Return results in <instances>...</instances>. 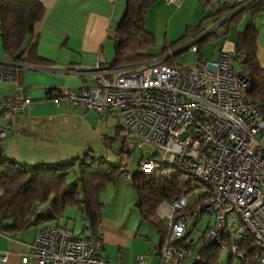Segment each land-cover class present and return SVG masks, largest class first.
<instances>
[{
    "label": "built area",
    "instance_id": "1",
    "mask_svg": "<svg viewBox=\"0 0 264 264\" xmlns=\"http://www.w3.org/2000/svg\"><path fill=\"white\" fill-rule=\"evenodd\" d=\"M251 1L207 0L209 9L232 12ZM162 59L109 69L96 65L95 85L50 89L47 95L57 103L64 98L84 112L115 114L137 139V171L170 168L192 187L201 185L157 207L167 226L157 264H184L188 251L178 242L203 213H212L215 221L204 231L201 248L213 242L223 246L226 235L232 253L242 259L239 245L248 233L255 247L254 264H264V108L245 93L249 75L234 52L222 51L215 60L184 69ZM16 81L15 72L0 69V85L16 89L0 102V141L7 137L8 120L31 102ZM123 174L131 182L134 173ZM197 195L204 200L190 212H181ZM101 252L100 239L78 236L63 225H44L21 262L35 258L37 264H112ZM6 260L7 252L0 253L1 263ZM198 260L199 252L187 264ZM137 264H148L147 257L139 256Z\"/></svg>",
    "mask_w": 264,
    "mask_h": 264
},
{
    "label": "crops",
    "instance_id": "2",
    "mask_svg": "<svg viewBox=\"0 0 264 264\" xmlns=\"http://www.w3.org/2000/svg\"><path fill=\"white\" fill-rule=\"evenodd\" d=\"M38 1L45 8V16L33 38L25 45L27 49L35 45L37 54L49 60L50 64L37 65V70L15 71L17 84L25 88L31 102L23 113L16 114L8 120L7 137L0 141L1 153L25 165H51L81 156L77 153L80 150L79 143L74 142L65 131L73 127L70 122L72 119L84 115L85 112L83 111L82 114L75 110L77 108L72 107L64 98L58 103L55 102L47 95V90L78 89L97 83L93 69L96 65L102 69L110 68L114 59V42L109 38V33L121 20L126 6V0ZM205 1L207 0H171L170 2L159 0L153 3L147 10L146 27L155 37V46L148 52L157 55L154 56L155 58L163 57L158 54L164 47L179 40L187 28L199 24L209 10L204 7ZM246 18L245 26L249 15H246ZM240 22L230 27L225 38L211 43L215 45V50L210 57L204 55V47L205 60L217 59L222 51L230 53L235 51L237 34L245 28V26L243 29L238 27ZM252 23L257 30V58L260 66L264 68V6L253 18ZM233 26L237 28L232 31ZM3 60L5 57L0 38V61ZM15 90L14 85H0V102L14 94ZM112 115L117 120L114 134H124L125 130L119 118L115 114ZM88 146L87 143L83 149ZM123 147L124 145L118 151L120 159L118 166L134 173L137 171L140 156L136 153L130 164L128 161L123 162L125 156L127 158L131 156ZM100 200L103 203L99 223V237L103 246L101 255L112 264H137V259L141 255L147 257L148 264H157L163 243L159 228L154 222L146 221L141 217L136 207V193L124 174L115 183L107 185L100 193ZM77 211L83 223L82 229L89 232L85 227L87 221L78 209ZM65 213L71 216L66 217L71 221H75L78 217L69 210H65ZM206 214L204 213L201 218ZM156 215L166 224L157 212ZM58 224L70 228L76 235H89L77 233L74 227L68 226V221H59ZM212 225L208 220L204 231ZM40 227H31L15 233L0 232V253L7 252L5 264H37L35 258L22 263L21 255L28 251ZM195 228L187 230L189 240L193 239L192 232ZM201 246L198 249L195 242L187 249L188 255L184 264L200 251Z\"/></svg>",
    "mask_w": 264,
    "mask_h": 264
},
{
    "label": "trees",
    "instance_id": "3",
    "mask_svg": "<svg viewBox=\"0 0 264 264\" xmlns=\"http://www.w3.org/2000/svg\"><path fill=\"white\" fill-rule=\"evenodd\" d=\"M157 1L159 0H126L121 20L109 33V38L114 42V59L110 67L143 64L157 56L148 52L155 46V37L146 27L147 10ZM263 6L264 0H252L246 7L234 12L229 8L209 9L197 26L187 28L179 40L163 48L158 54L163 56L161 62L174 67L172 61L175 62L177 57L193 47L196 48L198 63L206 62L204 47L225 38L232 25H237L244 16L249 15L245 28L237 34L234 54L237 60H241L239 65L250 78L245 93L264 108V68L257 58V30L252 23ZM204 7L209 8L207 1ZM44 16L45 8L38 0H0V38L5 57V60L0 61L1 70L15 72L23 69L21 65L24 64H50L49 60L37 54L35 45L29 49L25 45L35 35ZM76 164L78 177L68 181V172ZM125 170L124 167L111 164L105 156L90 153L51 165H25L0 152V232L15 233L36 226L59 225L66 208L76 207L87 221L85 227L90 234L86 237L98 240L100 237L97 227L103 210L100 193L107 185L120 179ZM131 186L136 193V207L141 217L156 224L162 241L167 226L156 215L159 204L163 201L172 202L186 191L201 189V185L192 187L191 182L185 180L180 172L170 168L150 173L136 171ZM204 198L203 195H197L181 212H190ZM203 214L190 229L196 227ZM188 231L178 242L186 249L195 244L194 239L187 238ZM202 237L203 233L201 242ZM223 238V246L213 242L201 248L197 264H254L255 247L248 233L239 245V250L244 254L242 259L232 253L226 235ZM223 248L230 250L225 263L221 260Z\"/></svg>",
    "mask_w": 264,
    "mask_h": 264
},
{
    "label": "rangeland",
    "instance_id": "4",
    "mask_svg": "<svg viewBox=\"0 0 264 264\" xmlns=\"http://www.w3.org/2000/svg\"><path fill=\"white\" fill-rule=\"evenodd\" d=\"M246 16L242 19V22L238 25L240 29H243L246 22ZM237 28L233 26L232 31ZM231 31V32H232ZM214 44H209L204 49V55L206 57H210L211 54L215 50ZM197 57L193 49H188L183 53L181 57H177L176 61H172V65L178 69H184L188 67H193L198 65ZM25 71H31V69H24ZM82 114L84 113L81 111V109L77 108L75 109ZM108 118V119H106ZM116 117L112 114L108 113H96L95 111H87L84 113V115H79V117H75V119H72L70 121L73 125L72 128H67L66 133H69L70 137L74 142L77 144L79 143V149H83L86 147L88 143V147L83 150H79L77 153L81 155L80 157H83L86 153H90L94 156H105L107 160L114 165H118L120 163L118 151L119 149L124 145V149L130 152V158H127L125 156V159L123 162L128 161L130 164L134 158L135 154L137 153L139 155L138 149H137V139L136 137L129 133L127 130H125L124 134L122 135H116L114 134V126L116 122ZM122 125V124H121ZM65 137V134L63 135ZM90 149V150H87ZM92 150V151H91ZM79 157V158H80ZM33 165V164H28ZM79 170L78 165H74L71 170L68 172V181H72L76 177H78ZM122 178V176H121ZM123 180V179H122ZM1 193V189H0ZM196 194H192V197H195ZM66 210H69L70 212H73V214H77L78 217H76L75 221H71L66 219L67 216L64 212L63 217L60 219V221H68L69 227H74V230L77 233H86L90 234L87 230L82 229V220L80 219L79 213L76 209V207H67ZM210 220L211 224H214L215 218L212 216V214L207 213L204 215L199 223L197 224L195 230L192 232V237L194 241L197 244V248L199 249L202 242H201V235L206 227L207 221ZM56 222H52V224H55ZM40 227V226H36ZM35 227V228H36ZM230 252L229 249L223 248L222 257L221 260L223 263L226 262L228 253Z\"/></svg>",
    "mask_w": 264,
    "mask_h": 264
}]
</instances>
